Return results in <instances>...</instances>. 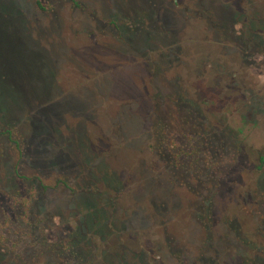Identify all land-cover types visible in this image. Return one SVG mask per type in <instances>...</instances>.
<instances>
[{
  "label": "rangeland",
  "instance_id": "obj_1",
  "mask_svg": "<svg viewBox=\"0 0 264 264\" xmlns=\"http://www.w3.org/2000/svg\"><path fill=\"white\" fill-rule=\"evenodd\" d=\"M263 148L264 0H0L1 264L264 257Z\"/></svg>",
  "mask_w": 264,
  "mask_h": 264
},
{
  "label": "trees",
  "instance_id": "obj_2",
  "mask_svg": "<svg viewBox=\"0 0 264 264\" xmlns=\"http://www.w3.org/2000/svg\"><path fill=\"white\" fill-rule=\"evenodd\" d=\"M40 6H44L40 1L38 2ZM238 132L240 133L241 132V128H238ZM202 135V134H201ZM210 141V140H209ZM195 146L197 147V150L199 149V143H195ZM195 147V148H196ZM195 150V149H194ZM254 158L253 159V162H254V170L257 171L258 173V176L261 174L262 177L264 178V148L256 155H254ZM192 167V171L193 173L196 175V176H199V175H202L203 173V169L200 168L198 166V164L195 162V165H191ZM206 175L208 177H211L212 173L211 170H209V172H205ZM204 173V174H205ZM211 182H214L215 180L213 179H210ZM259 190H260V204L263 203L264 199H262V192H264V187H263V184L262 183H259ZM208 205V201L206 203ZM262 206V205H261ZM197 213L200 217V219H204L205 220L207 218L210 219L211 215L210 213L212 212L211 209H212V204L210 205V207H203L201 206L200 204H197ZM260 209V208H259ZM231 225L233 226V223L231 222ZM234 227V226H233ZM263 233H264V227H263ZM73 258V261H74V264H90L89 262H87V260L85 259V257H83L82 255L80 254H74V256H72ZM256 261V262H255ZM1 264V263H0ZM239 264H264V257L261 256V255H258V254H253V256L249 253H246L242 256L241 260H239Z\"/></svg>",
  "mask_w": 264,
  "mask_h": 264
}]
</instances>
